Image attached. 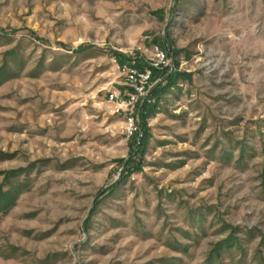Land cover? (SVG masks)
Wrapping results in <instances>:
<instances>
[{
    "label": "rangeland",
    "instance_id": "rangeland-1",
    "mask_svg": "<svg viewBox=\"0 0 264 264\" xmlns=\"http://www.w3.org/2000/svg\"><path fill=\"white\" fill-rule=\"evenodd\" d=\"M0 264H264V0H0Z\"/></svg>",
    "mask_w": 264,
    "mask_h": 264
},
{
    "label": "built area",
    "instance_id": "built-area-1",
    "mask_svg": "<svg viewBox=\"0 0 264 264\" xmlns=\"http://www.w3.org/2000/svg\"><path fill=\"white\" fill-rule=\"evenodd\" d=\"M169 67L170 59L158 45L151 47L142 65L138 58L115 62V69L122 77V82L119 87L107 92L106 100L114 107L115 114L122 118L127 137L138 140L144 109L155 104L153 93L162 85L161 73Z\"/></svg>",
    "mask_w": 264,
    "mask_h": 264
},
{
    "label": "trees",
    "instance_id": "trees-1",
    "mask_svg": "<svg viewBox=\"0 0 264 264\" xmlns=\"http://www.w3.org/2000/svg\"><path fill=\"white\" fill-rule=\"evenodd\" d=\"M117 60H118L117 62H124V61H127V59H125V58H123V59H117ZM164 87H165V86L159 85V86L157 87V89L154 91L153 95H154V96L157 95V94L160 92V90L164 89ZM151 107H153V106H151ZM151 107H147V108L144 109L145 114L142 116V119H141V126H142V125L144 126V124H143V123H144V119H145V117L148 115V112H149V110H150Z\"/></svg>",
    "mask_w": 264,
    "mask_h": 264
}]
</instances>
